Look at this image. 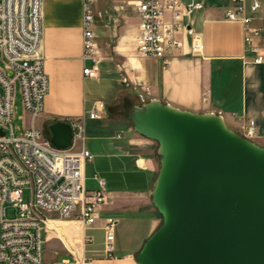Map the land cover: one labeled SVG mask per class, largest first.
I'll return each instance as SVG.
<instances>
[{"label":"crops","instance_id":"obj_1","mask_svg":"<svg viewBox=\"0 0 264 264\" xmlns=\"http://www.w3.org/2000/svg\"><path fill=\"white\" fill-rule=\"evenodd\" d=\"M129 1L133 0L92 3L101 56L97 77L92 78L82 72L88 64L81 58L83 0H42L41 52L49 86L41 114L33 118L26 112V127L44 131L57 121L81 123L85 148L90 140L101 150L99 173L106 201L89 229H101L106 217L117 219V224L112 257L104 255L103 240V248L86 250L92 264H138L136 254L159 226L151 202L159 170L158 144L134 130V107L156 99L192 113L220 114L230 130L264 148V64L252 63L243 24L224 17L229 1L203 0V9L185 15L183 22L191 33L179 34L180 47L167 50L163 59L137 55L138 17ZM247 14L252 26L262 29L255 42L264 56V0L258 11ZM98 101L105 107L99 118L90 119ZM249 120L255 123L252 137L245 135ZM85 188L100 189L98 181L95 188H87L86 176ZM67 239L66 246L76 254L82 230Z\"/></svg>","mask_w":264,"mask_h":264},{"label":"built area","instance_id":"obj_2","mask_svg":"<svg viewBox=\"0 0 264 264\" xmlns=\"http://www.w3.org/2000/svg\"><path fill=\"white\" fill-rule=\"evenodd\" d=\"M94 0H83L82 60L83 74L97 77L101 56L95 34ZM230 6L224 17L240 21L244 29V43L253 53L252 63L264 64V56L255 40L260 27L252 26L247 11H258L261 0H228ZM138 17L135 38L139 57L163 59L166 51L180 47L179 34L191 29L183 18L204 7L203 0H133ZM42 0H0V264H42L41 233L48 231V222L72 219L82 230L89 244L92 236L85 231L99 219V207L106 201L102 191L104 181L98 180L99 190L85 188L84 166L92 160L84 145V128L72 123V144L56 149L49 135L34 127H25L15 135L12 126L15 95L21 97L23 109L33 118L43 109L48 91V77L44 71L41 52ZM144 91H149L145 87ZM208 92L203 93V100ZM105 103L96 102L90 119L100 117ZM255 134V123L249 120L246 137ZM79 146L76 148L75 142ZM96 178V176H95ZM25 191L29 201L24 202ZM19 209V217L7 219L5 206ZM117 219L106 217L101 226L104 232V255L112 257ZM56 234L57 230L52 229ZM73 261L62 259L50 264H92L84 252L74 255Z\"/></svg>","mask_w":264,"mask_h":264},{"label":"water","instance_id":"obj_3","mask_svg":"<svg viewBox=\"0 0 264 264\" xmlns=\"http://www.w3.org/2000/svg\"><path fill=\"white\" fill-rule=\"evenodd\" d=\"M130 120L158 144L160 157L151 202L162 222L137 263L264 264V148L230 130L220 114L156 99L134 107ZM47 130L54 148L71 146V124Z\"/></svg>","mask_w":264,"mask_h":264},{"label":"rangeland","instance_id":"obj_4","mask_svg":"<svg viewBox=\"0 0 264 264\" xmlns=\"http://www.w3.org/2000/svg\"><path fill=\"white\" fill-rule=\"evenodd\" d=\"M99 98V97H98ZM27 124V113L22 107V102H21V97L17 93L15 95V102H14V109H13V119H12V126L14 128V133L15 135H19L21 131L26 127ZM46 135H49L48 130H42ZM78 143L77 141L75 142L74 146H77ZM77 148V147H76ZM88 151L92 155V160L88 163L87 165V170H86V186L89 189L95 188L96 187V182L98 180H104L101 178V175L99 173V167L101 163V156L100 152L101 150L99 149L98 146L91 145V141L88 140L87 144ZM160 157L159 155L156 156V162L157 166H160ZM94 175H96V180L94 179ZM29 201V196H28V191H25V196H24V202ZM155 208V207H154ZM156 212L159 215V225L162 222V217L155 208ZM5 217L7 219H14L19 217V209L15 208L9 204H6L5 206ZM64 222H53L49 221L48 222V231L43 229L41 233V237L43 239L42 243V264H50L52 262L60 261L62 259H69L71 262L73 261V258L71 257V253L74 255H78L82 252L86 254V250L88 249H100L103 248V240H104V232L99 229V228H92L88 229L86 231V235L92 236V242L90 244H87L84 241V238L82 237V242L81 246L79 249H76L78 254L74 251H72L71 248H68L67 245V236H71L74 231H77L78 228L79 230L81 229L79 223L73 222L72 219L69 220H60ZM61 226V227H60ZM57 230L56 236L54 235V231L52 229ZM49 234V235H48ZM83 235V234H82ZM49 236V237H47ZM54 236V237H53ZM120 237H117V240H120ZM123 239V237H122ZM116 240V241H117ZM123 243L125 241L123 240ZM88 245V246H87Z\"/></svg>","mask_w":264,"mask_h":264}]
</instances>
